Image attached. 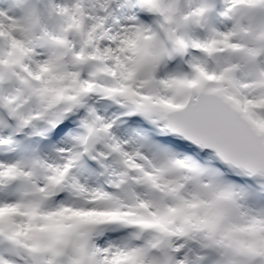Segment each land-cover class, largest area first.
Here are the masks:
<instances>
[{
	"label": "snow or ice",
	"instance_id": "1",
	"mask_svg": "<svg viewBox=\"0 0 264 264\" xmlns=\"http://www.w3.org/2000/svg\"><path fill=\"white\" fill-rule=\"evenodd\" d=\"M0 264H264V0H0Z\"/></svg>",
	"mask_w": 264,
	"mask_h": 264
}]
</instances>
